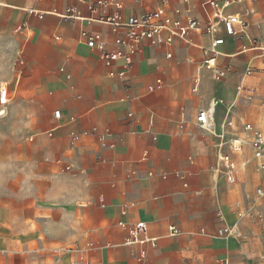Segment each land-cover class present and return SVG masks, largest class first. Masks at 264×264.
I'll return each instance as SVG.
<instances>
[{"label":"crops","instance_id":"1","mask_svg":"<svg viewBox=\"0 0 264 264\" xmlns=\"http://www.w3.org/2000/svg\"><path fill=\"white\" fill-rule=\"evenodd\" d=\"M92 1L72 0L84 17L65 20L30 11L63 13L66 0H0V87L7 88L6 101L0 94V263L138 264V246L126 244L128 229L119 222L143 221L158 238L145 264H264V196L256 192L264 174L251 148L233 155L237 183L215 170L219 144L243 135L244 122L264 129V55L244 49L251 38L264 46V0L227 9L251 25L250 38L227 36L224 28L216 34L226 38L217 65L230 68L222 80L201 66L214 39L203 31L172 47L144 42L130 64L120 57L107 66L84 34L101 32L114 47L103 24L88 22ZM206 1L172 4L206 21L213 11ZM124 3L125 15H138L159 2ZM250 66L257 72L247 76ZM159 78L164 87L150 90ZM240 84L256 88L251 101ZM201 109L211 111L210 130L198 124ZM93 128L101 139L72 142L73 133ZM254 164L260 174L246 176ZM238 201L248 215H238ZM171 225L180 233L172 235ZM223 225L240 237L218 235ZM64 245L84 252H52Z\"/></svg>","mask_w":264,"mask_h":264},{"label":"built area","instance_id":"2","mask_svg":"<svg viewBox=\"0 0 264 264\" xmlns=\"http://www.w3.org/2000/svg\"><path fill=\"white\" fill-rule=\"evenodd\" d=\"M72 0H66L68 3L63 13H58L57 10L52 11H33L31 14H36L39 18H43L47 13L59 14L65 20L68 19H82L84 16L82 10L77 3H71ZM79 2L83 0H73ZM190 0H184L189 2ZM245 0H207L204 6L213 10L208 14L207 20L203 21L200 18L183 14V9L173 6L172 0H158V5L154 10L147 11L142 14L125 15L124 0H96L88 2V9L92 13L88 17V22H98L105 26L106 30L113 35V48L108 47V42L101 32H91L84 34L88 38V45L95 49L100 58L107 66L113 65L117 59L124 57L127 64L133 60V55L136 54L142 47L144 42L152 46H170L172 47L177 40H182L187 43H192L197 32H206L214 36L211 45L204 49L205 58L201 64L202 67L211 70L214 77L218 80L226 78L230 72V68H221L217 65V56L219 54V46L226 42L224 36L216 35L220 28H224L227 36L249 37L250 22L240 13H229L227 9L234 4L241 3ZM20 27L28 29L27 22H23ZM250 38V37H249ZM251 45L244 46V49L250 48L261 52L264 55V46L260 44L259 39L251 38ZM168 57L172 53L167 54ZM261 74L262 84L264 86V69L258 70ZM257 70L250 66L246 70L247 76H252ZM114 75V72H110ZM200 84L199 76L194 78L193 90H198ZM164 87V82L161 78L153 85L149 86L150 90L161 89ZM241 96L247 101H251L256 95V88L249 87L245 84L239 85ZM6 85L0 87V94L2 100H5ZM60 115V110L55 111V116ZM197 121L200 128L210 130L214 125L212 123V114L210 110L201 109L197 114ZM227 125L231 129H235L236 123L229 120ZM243 135L233 133L227 143L219 144V154L215 170L224 176L230 183H237L239 179V167L234 154L242 153L249 147L253 152V158L257 161L258 170L264 174V129L257 127L251 122H244L242 124ZM98 135L97 128H93L83 133H73L72 142L80 138L81 135ZM98 138L101 139L98 135ZM227 144L228 151L224 150ZM69 169L70 166H67ZM256 192L260 196H264V188L258 187ZM238 208V215L244 217L248 215L251 210L249 207L238 201L236 203ZM221 216V214H220ZM259 218L263 220V215L259 214ZM119 225L128 229V236L126 244L138 246L133 251L138 264H145L147 259V246H156L158 238L152 236L149 232L148 224L143 221L134 222L132 224L119 222ZM172 235L180 233V229L176 225L170 226ZM218 235L225 237H240L232 226L223 225L218 229ZM52 252L59 255L61 252L68 253H82L84 250L81 247H72L64 245L61 247L52 248ZM264 261V257H263ZM227 263V262H226Z\"/></svg>","mask_w":264,"mask_h":264},{"label":"rangeland","instance_id":"3","mask_svg":"<svg viewBox=\"0 0 264 264\" xmlns=\"http://www.w3.org/2000/svg\"><path fill=\"white\" fill-rule=\"evenodd\" d=\"M1 48V47H0ZM264 114H262V116H263ZM247 157V156H246ZM253 168H251V169H253V170H251L249 167H247V169H246V172H245V175L246 176H248L249 174H251V171H252V173L253 174H260L257 170H256V166H255V164H254V166H252ZM263 175V174H262ZM236 186V188L241 192V191H243V189H244V185H243V183L242 182H240L239 184H236L235 185ZM257 186V185H256ZM0 257L2 258V257H4V256H2V254H0ZM1 264V263H0Z\"/></svg>","mask_w":264,"mask_h":264},{"label":"bare ground","instance_id":"4","mask_svg":"<svg viewBox=\"0 0 264 264\" xmlns=\"http://www.w3.org/2000/svg\"><path fill=\"white\" fill-rule=\"evenodd\" d=\"M6 100V99H5Z\"/></svg>","mask_w":264,"mask_h":264}]
</instances>
